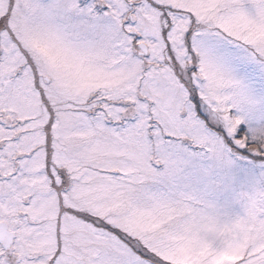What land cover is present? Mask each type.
<instances>
[{
	"label": "snow or ice",
	"instance_id": "1",
	"mask_svg": "<svg viewBox=\"0 0 264 264\" xmlns=\"http://www.w3.org/2000/svg\"><path fill=\"white\" fill-rule=\"evenodd\" d=\"M0 264H264V0H0Z\"/></svg>",
	"mask_w": 264,
	"mask_h": 264
}]
</instances>
